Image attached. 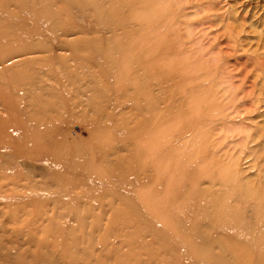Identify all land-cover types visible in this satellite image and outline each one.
Segmentation results:
<instances>
[{
	"label": "rangeland",
	"instance_id": "1",
	"mask_svg": "<svg viewBox=\"0 0 264 264\" xmlns=\"http://www.w3.org/2000/svg\"><path fill=\"white\" fill-rule=\"evenodd\" d=\"M0 264H264V0H0Z\"/></svg>",
	"mask_w": 264,
	"mask_h": 264
}]
</instances>
